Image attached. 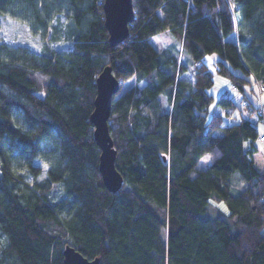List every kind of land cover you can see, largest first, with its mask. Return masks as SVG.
I'll use <instances>...</instances> for the list:
<instances>
[{"label":"trees","instance_id":"16d2710c","mask_svg":"<svg viewBox=\"0 0 264 264\" xmlns=\"http://www.w3.org/2000/svg\"><path fill=\"white\" fill-rule=\"evenodd\" d=\"M102 2L0 0V17L42 43L37 54L0 41V264H65L67 246L100 264H264V116L246 92L264 87V0H133L116 46ZM167 31L181 53L154 46ZM210 54L242 93L237 123L211 112L237 104L209 93ZM108 66L121 91L134 81L112 103L117 192L91 122ZM211 201L229 216L208 218Z\"/></svg>","mask_w":264,"mask_h":264},{"label":"water","instance_id":"95a60500","mask_svg":"<svg viewBox=\"0 0 264 264\" xmlns=\"http://www.w3.org/2000/svg\"><path fill=\"white\" fill-rule=\"evenodd\" d=\"M105 27L110 35L112 46H116L130 36V25L136 11L133 0H103ZM121 83L110 66L106 67L97 79V96L91 122L94 137L101 150L99 170L104 184L110 192L119 191L124 183L116 167L117 150L110 130V118L114 97L120 93ZM65 264H100L99 259L89 261L75 248L67 246L64 251Z\"/></svg>","mask_w":264,"mask_h":264},{"label":"rangeland","instance_id":"374dc122","mask_svg":"<svg viewBox=\"0 0 264 264\" xmlns=\"http://www.w3.org/2000/svg\"><path fill=\"white\" fill-rule=\"evenodd\" d=\"M0 41H4L13 45H29L37 54L41 52V40L32 35L30 27L27 25H20L11 19L0 17ZM152 42L158 50L171 48L175 51V53H181V47L178 45V42H176L175 38L169 31L156 35L153 37ZM56 47L61 48L59 45ZM219 59L220 57L217 54H210L204 58V63L207 64L210 71H212L214 74L215 84L209 90V93L213 95L216 100H218L222 95H226L227 97L232 98L236 102L237 106L226 111L223 108L217 107L215 102L211 106V112H220L224 116V125H231L240 121L239 112L240 108L242 107V93L240 91H236V88L234 85H232V81L230 79L217 72L219 65L216 62ZM133 85V80L128 81L124 84L121 93L131 88ZM252 87H254L255 91L251 92L250 88L248 86L246 87L247 96L256 107H260L259 113L264 116V90L257 83H253ZM244 106H246V103L243 104V108H245ZM228 112H230V114H227ZM258 130L260 135L263 136L264 123L259 124ZM50 146L52 147L53 144ZM257 148L258 150L254 154L255 165L260 172H264V142L259 140L257 142ZM210 163V156L207 155L201 160L198 168L205 169L210 165ZM42 177L44 178L45 176L43 175ZM235 177H238V175L235 174ZM234 188V192L238 193L237 188ZM61 195V192L57 193L55 195V199L60 198ZM228 216L229 211L225 202L211 201L207 214L208 218H227Z\"/></svg>","mask_w":264,"mask_h":264},{"label":"built area","instance_id":"2783aa9c","mask_svg":"<svg viewBox=\"0 0 264 264\" xmlns=\"http://www.w3.org/2000/svg\"><path fill=\"white\" fill-rule=\"evenodd\" d=\"M257 84L264 90V87L261 84H259V83H257ZM260 141L264 142V135L260 137Z\"/></svg>","mask_w":264,"mask_h":264},{"label":"snow or ice","instance_id":"6c2138e0","mask_svg":"<svg viewBox=\"0 0 264 264\" xmlns=\"http://www.w3.org/2000/svg\"><path fill=\"white\" fill-rule=\"evenodd\" d=\"M43 177H41V179H42Z\"/></svg>","mask_w":264,"mask_h":264}]
</instances>
